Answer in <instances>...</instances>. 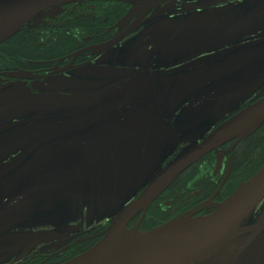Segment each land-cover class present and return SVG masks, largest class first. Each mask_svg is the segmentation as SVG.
Listing matches in <instances>:
<instances>
[{
    "label": "flooded vegetation",
    "instance_id": "1",
    "mask_svg": "<svg viewBox=\"0 0 264 264\" xmlns=\"http://www.w3.org/2000/svg\"><path fill=\"white\" fill-rule=\"evenodd\" d=\"M263 100L264 0H169L146 13L98 0L37 14L0 44V264L84 255L163 168ZM263 165L264 121L128 228L207 216ZM210 264H264V201Z\"/></svg>",
    "mask_w": 264,
    "mask_h": 264
},
{
    "label": "water",
    "instance_id": "2",
    "mask_svg": "<svg viewBox=\"0 0 264 264\" xmlns=\"http://www.w3.org/2000/svg\"><path fill=\"white\" fill-rule=\"evenodd\" d=\"M85 1L98 0H3L0 2V44L15 36L37 14ZM110 1L130 4L135 12L146 13L169 0ZM263 121L264 100L224 122L163 168L144 191L112 219L103 239L94 248L65 264H210L264 201V165L207 216L184 215L148 232L129 229L128 224L139 214L144 217L152 203L187 169L223 144L252 135ZM43 189L47 188L38 191Z\"/></svg>",
    "mask_w": 264,
    "mask_h": 264
}]
</instances>
